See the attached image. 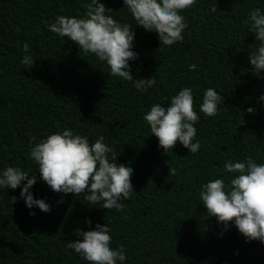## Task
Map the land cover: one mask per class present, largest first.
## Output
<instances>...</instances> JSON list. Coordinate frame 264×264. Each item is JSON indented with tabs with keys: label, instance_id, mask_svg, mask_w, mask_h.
I'll use <instances>...</instances> for the list:
<instances>
[{
	"label": "trees",
	"instance_id": "1",
	"mask_svg": "<svg viewBox=\"0 0 264 264\" xmlns=\"http://www.w3.org/2000/svg\"><path fill=\"white\" fill-rule=\"evenodd\" d=\"M90 2L0 0V173L12 166L35 174L30 191L51 206L47 213L29 209L20 197L26 181L0 188V264H90L66 243L82 239L77 229L94 230L97 223L111 228L113 249L125 245L124 264H264V243L246 242L233 224L225 231L199 197L210 180L230 181L228 160L251 157L264 164V72H252L248 57L259 42L246 23L254 8L264 11V0H197L181 13L188 25L183 41L168 47L156 32L136 25L123 0H100L112 9L108 15L132 26L138 59L129 61L131 74L156 77L146 92L48 30L45 22L59 15L79 18ZM25 55L34 58L31 68L21 62ZM183 87L193 91L201 148L193 154L177 142L166 154L143 116L156 103L170 106ZM207 88L225 97L215 117L200 112ZM65 129L90 143L103 136L117 163L133 169L134 191L121 199L122 212L91 205L87 192H54L40 178L31 147Z\"/></svg>",
	"mask_w": 264,
	"mask_h": 264
},
{
	"label": "clouds",
	"instance_id": "2",
	"mask_svg": "<svg viewBox=\"0 0 264 264\" xmlns=\"http://www.w3.org/2000/svg\"><path fill=\"white\" fill-rule=\"evenodd\" d=\"M124 6L132 14L136 25L148 32H156L161 46L168 47L184 39L183 33L188 27L181 13L193 7L197 0H123ZM86 9L81 17L59 15L54 23L45 22L49 31L60 37H67L85 54H94L100 61L106 62L110 74L134 83L138 91H147L156 84L155 75L147 79H135L131 74L130 60L138 59V54L132 50L135 32L127 23H120L107 13L100 0L85 3ZM216 6L211 7L216 12ZM250 32L255 34L259 42L257 49L249 53V62L254 75L264 72V11L254 8L246 21ZM19 31V30H18ZM24 52H28V43H23ZM22 64L31 68L34 58L25 55ZM195 70L196 65L189 66ZM222 97L215 88H207L203 93L200 112L207 117L218 114ZM264 101V95L259 97ZM254 108H248V113H254ZM150 126L151 134L159 141V147L167 154L177 142L187 148L190 153H197L201 143L196 140L197 128L194 126L200 119L195 109L193 91L183 87L178 94L170 98V106L156 103L143 116ZM35 139V138H33ZM100 136L90 143L86 136L74 134L65 129L48 135L35 143L30 150L31 159L39 166L40 178L54 192L63 194L81 193L91 205L100 204L103 209L124 210L121 199H129L134 191L131 182L133 169L117 163L115 149L104 143ZM195 141V142H194ZM174 168H169V174H175ZM224 171L234 174L226 184L224 179H214L203 184L199 193L200 200L207 209L209 217H215L225 231L233 224L246 242L259 240L264 243V164H258L251 157L243 161L228 160ZM20 197L26 206H34L47 213L51 206L44 199H36L30 189L37 181L35 174L20 167H6L0 173V188L16 189L22 185ZM17 198L13 196L11 203ZM63 199L57 201L62 203ZM35 215V212H30ZM126 219V217H125ZM91 225V220L86 221ZM111 228L97 223L94 230L77 229L75 235L82 237L66 243V247L74 250L90 264H124L126 260L125 245L111 247ZM222 234V233H221Z\"/></svg>",
	"mask_w": 264,
	"mask_h": 264
}]
</instances>
